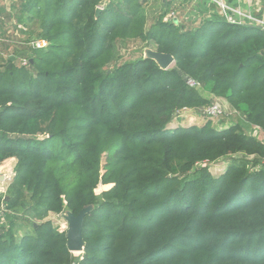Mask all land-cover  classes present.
Instances as JSON below:
<instances>
[{"label":"trees","instance_id":"obj_1","mask_svg":"<svg viewBox=\"0 0 264 264\" xmlns=\"http://www.w3.org/2000/svg\"><path fill=\"white\" fill-rule=\"evenodd\" d=\"M98 5L30 0L50 47L28 68L0 56V166L17 161L0 213L25 206L40 221L21 236L16 219L0 230V264H264V144L211 120L168 128L210 94L264 131V30L219 18L147 30L142 0L111 1L97 20ZM123 40L154 42L176 65L142 58L109 72ZM88 205L75 256L47 218Z\"/></svg>","mask_w":264,"mask_h":264},{"label":"rangeland","instance_id":"obj_2","mask_svg":"<svg viewBox=\"0 0 264 264\" xmlns=\"http://www.w3.org/2000/svg\"><path fill=\"white\" fill-rule=\"evenodd\" d=\"M30 0H2L0 3V33L5 32L10 39H13L20 35L39 37L43 36L42 31V21L38 19L35 13L31 12L27 6ZM106 7L113 2L118 0H105ZM169 2L166 6L162 3V0H142L143 2V13L147 18V30H150L157 23L165 22V13L169 11L168 9L175 10L179 13V17L186 21L190 19L191 15L198 16L201 11L198 6L195 5L194 0H166ZM196 12L197 14H193ZM193 16V17H194ZM193 26V25H191ZM4 28V29H2ZM22 28L27 29V31L22 30ZM180 30L186 32L188 31L184 26L179 27ZM2 30V31H1ZM14 30L15 33H12ZM186 30V31H185ZM145 48H151L157 51V46L154 42H144L141 40H123L117 44L115 52V60L106 68L109 72L116 70L118 67L134 63L143 58L142 51ZM32 59V58H31ZM21 60V58H20ZM20 67V65H19ZM18 67V68H19ZM175 67V66H174ZM172 67L171 69H173ZM4 71V69H2ZM216 99L213 100L215 102ZM224 104V103H223ZM225 111V110H224ZM203 116V114H202ZM233 117L221 118L216 121H212L213 125L221 127L224 124L229 123H242V114L238 111L235 112ZM205 119L198 116L194 111H181L175 115L172 123L168 128L175 129L179 127H190L193 125L203 126L205 124ZM216 124V125H215ZM222 128V127H221ZM228 160H219L210 165V172L214 177H219L226 169ZM17 161L8 160L3 165L0 166V197L6 196L10 197L12 192V186L15 179V168ZM249 168H253V160L250 161ZM222 172V173H221ZM5 198V199H6ZM28 207H19L16 212L7 211L6 206H3V212L0 213V230L4 227L8 228L16 219L17 224V234L21 236L25 233L32 232V224H39L40 221L34 219L33 213L29 212ZM47 220L53 222V224L60 229V231H66L68 224L60 216L50 214Z\"/></svg>","mask_w":264,"mask_h":264},{"label":"built area","instance_id":"obj_3","mask_svg":"<svg viewBox=\"0 0 264 264\" xmlns=\"http://www.w3.org/2000/svg\"><path fill=\"white\" fill-rule=\"evenodd\" d=\"M194 3L196 6L202 8L206 12L205 18L210 19L209 21H214L219 18L231 25H253L259 26L264 30L263 19H258L254 17L252 14L244 11L240 7H233L226 0H194ZM97 7L101 8L104 11L106 9V1L99 0V5ZM168 10L169 11H166L165 13V22L168 24H175L178 27H181V25H183V19L179 17V13L173 10V8L171 10ZM22 30L27 31V29L25 28H22ZM12 33L15 32L12 31ZM21 37L22 35H20L18 40L12 42V39H10L5 32H2V34L0 33V44L15 43L21 49V51L27 52L29 56H21L19 65L20 67L28 68L30 66V54H33L37 51L48 50V48L50 47V42L44 37ZM188 84L191 87H200L199 84L195 83L192 80H188ZM204 113L208 116L209 120L211 121H216L225 117L224 109L222 105L218 103V101H215L211 105L206 107L204 109ZM261 142L264 144V138H262ZM261 165H264V159H262Z\"/></svg>","mask_w":264,"mask_h":264},{"label":"crops","instance_id":"obj_4","mask_svg":"<svg viewBox=\"0 0 264 264\" xmlns=\"http://www.w3.org/2000/svg\"><path fill=\"white\" fill-rule=\"evenodd\" d=\"M226 1L229 2L233 7H240L244 11L252 14L254 17L264 20V0H253V1H250V0H226ZM1 2H2V0H1ZM162 3H164L165 6L167 4H169V2L166 1V0H162ZM199 9H201L200 10L201 14H198V16L197 15L196 16L191 15L190 19L188 21H186L188 16L187 15L185 16V18H184L185 20H183V25L182 26H184L188 31L193 30L196 27L200 26L203 22L210 20L208 18H205L206 17L205 16L206 12L200 7H199ZM193 14H197V13L194 12ZM191 25H193V26H191ZM2 29H4V28H2ZM29 37L30 36H24L23 35L21 38H29ZM18 39H19V36L13 38L12 42H15V40H18ZM24 53H25V51H21V49L15 43L0 44V56L3 57L6 60H9V61H10V58L12 56H14L16 58V61L13 63V65L16 64V66H19L20 57L24 56L23 55ZM31 58H33V54H30V59ZM8 66H9V64H8ZM207 96L211 100L216 99L215 101H218V103H220L222 105L223 109L225 110L224 112H225L226 118L233 117L232 115L235 112H237V110L232 108V106L227 101H225L224 99L216 98V97H214L213 95H210V94H208ZM187 111H194V113H196L198 116H200L201 118L206 120L205 123L207 121H209V118L204 113V110L203 111L187 110ZM239 113H241V112H239ZM202 114H203V116H202ZM241 119H242V123L224 124L223 126H221L222 128L221 127H217V125L215 124L216 126H214V127H215V129H217L219 131H222V130H226V129L232 127V126L240 125L242 127L243 131L247 135H249V136H251V137H253V138H255V139H257L258 141L261 142L262 138H264V131L258 130L256 127H254V126L250 125L249 123H247L243 114H242ZM12 160L16 161V159H12ZM221 160H225V159H221Z\"/></svg>","mask_w":264,"mask_h":264},{"label":"water","instance_id":"obj_5","mask_svg":"<svg viewBox=\"0 0 264 264\" xmlns=\"http://www.w3.org/2000/svg\"><path fill=\"white\" fill-rule=\"evenodd\" d=\"M103 10L99 7L96 8V19L98 20L102 15ZM143 60H151L154 61L157 66L163 70L168 71L171 70L172 67L176 65V59L171 54L160 53L151 48H145L142 51ZM25 57H28L29 54L25 52L23 54ZM16 61V58L12 56L10 58V64L8 69L11 70L13 67V63ZM30 62L33 63V59H30ZM6 202L9 201V197H7ZM95 210L94 205L85 206L77 215L72 213L71 211H67L61 215V217L67 222L68 227L67 231V239H68V249L69 251L75 255L80 256L84 253L85 244L83 240V230L85 225V220L88 215H90Z\"/></svg>","mask_w":264,"mask_h":264}]
</instances>
